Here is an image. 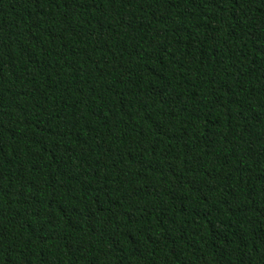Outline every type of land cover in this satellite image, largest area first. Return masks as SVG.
I'll return each mask as SVG.
<instances>
[{"label":"trees","instance_id":"obj_1","mask_svg":"<svg viewBox=\"0 0 264 264\" xmlns=\"http://www.w3.org/2000/svg\"><path fill=\"white\" fill-rule=\"evenodd\" d=\"M0 264H264V0H0Z\"/></svg>","mask_w":264,"mask_h":264}]
</instances>
